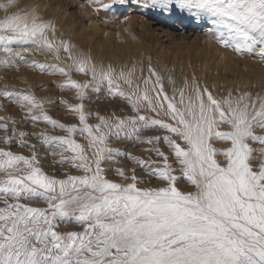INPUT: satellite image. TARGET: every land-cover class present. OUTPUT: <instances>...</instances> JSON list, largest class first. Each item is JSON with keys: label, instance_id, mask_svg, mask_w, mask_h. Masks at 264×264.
Instances as JSON below:
<instances>
[{"label": "snow or ice", "instance_id": "snow-or-ice-1", "mask_svg": "<svg viewBox=\"0 0 264 264\" xmlns=\"http://www.w3.org/2000/svg\"><path fill=\"white\" fill-rule=\"evenodd\" d=\"M87 4L202 28L264 63V0ZM0 11V66L22 62L70 93L0 86V264H264V92L214 93L150 59L97 61L19 0ZM101 92L124 107L90 110ZM56 105L72 119L55 118Z\"/></svg>", "mask_w": 264, "mask_h": 264}, {"label": "rangeland", "instance_id": "rangeland-1", "mask_svg": "<svg viewBox=\"0 0 264 264\" xmlns=\"http://www.w3.org/2000/svg\"><path fill=\"white\" fill-rule=\"evenodd\" d=\"M26 1L27 3L32 2V0H26ZM46 1L48 4H52V6H60L59 9H61L62 12H64L63 14L64 18L75 24V26L73 27L74 30L71 34V35L74 34L72 38H75L76 35H78L76 39L82 40L84 37L82 32L84 31V34L88 33L87 27L89 24L87 20H84L82 17L83 9L88 7L87 0H46ZM82 5L83 7H81ZM27 9L30 8L28 7ZM125 10L128 12L130 11L131 14L130 16L137 18L138 20L137 21L138 23L132 29H128V26L126 25H120L122 24L121 21L122 13L118 11L122 12ZM118 11L113 12L114 14L120 13L118 14L119 16L113 15L114 17H118L116 19L114 18L115 20H117L114 23H112L114 27L111 26L107 30L108 32L111 31L109 32L111 34L110 38L111 40H113V44L111 47L108 46V41H106L104 36L100 34L101 32L95 33V36H93L94 33H92L93 30L91 29H89L90 40L88 42H84L80 46V48L89 52L97 61L102 60L105 63L111 62L115 65H121L122 59L125 60L124 55L126 54L127 48L130 47L138 48L140 45L141 46L143 45L142 40L145 38L144 29L147 26V24H150L152 26L154 25V23H159L158 24L159 27L154 26V35L160 41V43H158V45L156 46L158 49L156 53H158V55L161 53V51L162 54L165 53L164 54L165 63L160 69H159V63L155 59H151V64L165 78L171 75L175 79L180 81V75L182 73V69L186 68L189 65L190 69L193 71L196 77L200 81L202 80L201 83L208 85L210 89L213 90L214 93H222L226 89H229L228 86L229 81L236 80L237 78L239 79V75L243 77L244 81H247V85L240 86L241 89H251L252 91H258V92L264 91V83H263L264 71L262 72L260 71V67L262 68V65H264V63H261L258 59H251L244 57L239 58V56H235L232 53L233 56L231 58V61L229 62V71L225 72V74L220 72V70H222L223 67L220 66V63H218L217 61H211V63L209 62L207 64L205 63L204 60L206 58V52H205L206 49L203 43L205 41L203 39L205 38V36H203L204 32L202 28H195L190 30L191 25L184 27L181 26L178 22L175 23L169 22L168 25L163 24L164 20L162 18L156 17L150 13L141 14V11L134 6L128 7L124 10L120 9ZM94 16L96 17V15ZM97 16H99V14ZM95 20H97V22L99 21V24L105 23L104 22L105 19H103L102 17H96ZM157 29L161 31H158ZM122 30L123 32H121ZM168 33L172 36L169 37ZM155 42L157 44V41ZM99 43L101 44L100 46L98 45ZM187 45L188 47H186ZM186 48H188V50ZM185 52L186 54H184ZM187 53H189L190 56ZM36 59L44 60L45 58L42 56H37ZM173 59L176 60L177 66L172 64ZM166 61L168 62V64ZM257 63H261L262 65L259 64L260 65L259 66ZM199 76H201L202 79ZM77 78L81 79L82 77H77ZM27 79H34L35 82H39V85L35 87L36 89H40L42 86V90H38L36 93L37 96L39 97H45V96L56 97L60 95H70V93H62L59 89L54 88L52 86L54 80L59 79L58 77H52L49 75L40 74L36 71L31 70L28 66H26L22 62L18 63L15 67L9 69H5L3 66H0V86H2L6 82L9 85L15 84L17 87H24L25 85L23 84V82ZM215 79L218 81H216ZM102 99L110 100L112 99V97L106 95L104 92L98 94H91L90 99L87 101V106H90L94 110L95 108H97L98 102L102 101ZM52 115L55 118L64 121H68L72 119V117L66 115L61 110V106L59 105L53 107ZM256 146L257 145H254V147ZM43 164L46 170L50 172L52 171L49 160L43 161ZM181 186L183 187L184 184H181Z\"/></svg>", "mask_w": 264, "mask_h": 264}, {"label": "bare ground", "instance_id": "bare-ground-1", "mask_svg": "<svg viewBox=\"0 0 264 264\" xmlns=\"http://www.w3.org/2000/svg\"><path fill=\"white\" fill-rule=\"evenodd\" d=\"M0 2H2V0H0ZM19 6L22 7V8H28L29 7L30 9H34L43 18L50 19V20L54 21L55 24H56V27H57L58 31L60 33H62L65 38L70 39L78 47H80L84 42H88L90 40V32H89V29L93 30L92 31V33H94L93 36H95V33H100L101 32L100 34H102L104 36V38L106 39V41H108V46L111 47L112 44H113V40H111V38H110L111 37L110 36L111 34L109 33L111 31L108 32L107 30L111 26L114 27V25H112V23H114L115 21H117L115 19L118 18V17H114L113 15L119 16L118 14L122 13V20H121L122 21V24H120V23L119 24L120 25H126V26H128V29H132L138 23L137 22L138 21L137 18H134V17L130 16L131 15L130 14V11L129 12L126 11V10L125 11H122V12L121 11H118L120 13H117V14H114V13L105 14V13L101 12V13H99V16H97L98 14L95 13V12H93V10L91 8H89V7L84 8V9L82 8L83 9V12H82L83 13V16L82 17H83L84 20H87V22L89 24L88 27H87L89 34L88 33L84 34V31H83L82 32L83 35H84L83 39L82 40L81 39L78 40V39H76L78 35H76L75 38H72L74 34L71 35L72 32H73V30H74L73 27L75 26V24L72 23V22H70V21H68L66 18H64V16H63L64 12H62V10L59 9L60 6H52V4H48L46 0H43V1H41V0H32L31 3H27L26 0H19ZM122 10H124V9H122ZM3 14L4 13L2 11H0V17H2ZM94 15H96V17H102L103 19H106V17H107V19L109 18V20H111L113 22L100 23L99 24V21L97 22V20H95L96 17ZM123 16H127L128 17L126 19V21H124L125 19H123ZM98 20H99V18H98ZM169 22L172 23L173 21H171V20H164L163 24H167L168 25ZM158 24L159 23H154V25H152V26L150 24H147V26L144 29L145 38L144 39L142 38L143 40L141 39L143 45L142 46L140 45L138 48L137 47L127 48L126 54L124 55L125 56L124 57L125 60L122 59V64H129V63H133V62L139 64V63L142 62L143 65L146 67L147 64H148V62H149V59H150V61H151V59H155L159 63V69L162 68V66L165 63V58H164L165 57V55H164L165 53L162 54V51H161V53L159 55H158V53H156L157 50H158L156 46L158 45V43H160V41L154 35V26L157 27ZM121 28H122V26H121ZM192 29H195V28L191 26L190 30H192ZM82 30H83V28H82ZM158 31H161V30H158ZM121 32H123V30ZM203 32H204V30H203ZM168 36L170 37L172 35H170L168 33ZM203 36H205V38H203L205 40L203 43H204L205 49H206L205 50V52H206V58L204 60L205 63L207 64L209 62L211 63V61H217L218 63H220V66L223 67V69L220 70V72L225 74V72H228L229 71V62L231 61V58L233 56L232 55V52L230 50L225 51L224 49H222L219 46H217L212 40L209 39V37L207 35L204 34ZM181 37H183V36H181ZM125 39H126V37H125ZM155 41H157V44H156ZM138 43H140V42H138ZM98 45L100 46L101 44L99 43ZM186 47H188V45ZM186 49L188 50V48H186ZM184 54H186V52ZM187 54H189V53H187ZM189 56H190V54H189ZM239 58H241V57H239ZM180 61H181V59H180ZM167 64H168V62H167ZM172 64L173 65H176V60L175 59L172 60ZM186 64H185V66H186ZM257 64L258 65L259 64L262 65L261 63H257ZM178 66H179V63H178ZM263 68H264V65H262V68L260 67V71L261 72L264 71ZM192 74H194V73H193V71L190 69V67L188 65L186 68H183L182 69V73L180 75V80H182L183 77H185V76H191ZM199 77H201V76H199ZM201 79H202V77H201ZM226 80H227V78H226ZM27 81L30 84H32L34 87H36L37 85H39V82H35L34 79H27ZM216 81H218V80H216ZM221 81H223V80H221ZM244 85H247V81H244L243 80V77L241 75H239V79L237 78L236 80L229 81V83H228L229 88H234V87L240 88V86H244ZM122 107H124V103L120 99H114V98H112L110 100H104V99H102V101H99L98 102V106H97V108L94 109V111H99L102 114H104V113H108V112H111V111H118ZM88 108L90 110L91 109L93 110V108H91L90 106H88Z\"/></svg>", "mask_w": 264, "mask_h": 264}]
</instances>
